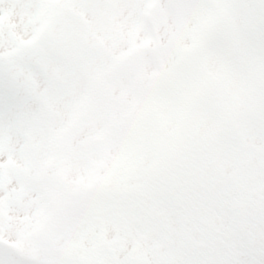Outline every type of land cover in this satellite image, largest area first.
I'll return each instance as SVG.
<instances>
[{
    "label": "snow or ice",
    "instance_id": "1",
    "mask_svg": "<svg viewBox=\"0 0 264 264\" xmlns=\"http://www.w3.org/2000/svg\"><path fill=\"white\" fill-rule=\"evenodd\" d=\"M0 264H264V0H0Z\"/></svg>",
    "mask_w": 264,
    "mask_h": 264
}]
</instances>
